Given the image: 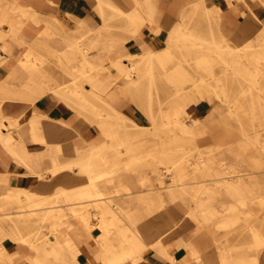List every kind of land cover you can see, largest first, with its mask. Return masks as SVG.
I'll list each match as a JSON object with an SVG mask.
<instances>
[{"label": "rangeland", "instance_id": "rangeland-1", "mask_svg": "<svg viewBox=\"0 0 264 264\" xmlns=\"http://www.w3.org/2000/svg\"><path fill=\"white\" fill-rule=\"evenodd\" d=\"M227 1L247 11L243 16L249 17L256 32L250 40L232 41L221 31L220 9L198 8L203 5L200 2L180 21L170 23L172 29L166 28L169 31L158 41V51L142 44L138 31L130 27L128 14L114 9L105 12V21L99 14L87 19H60L53 21L49 34L30 31L27 37H8L12 45L0 69V106L4 98L13 104L34 106L33 101L47 95L53 103L67 107L81 124L96 128L101 140L91 143L100 156L94 158L90 171L81 170L80 163L65 168L72 175L67 191L44 195L48 200L37 214L19 212L22 209L16 203L8 204L10 192L0 197V223L8 227L13 238L29 244L38 253V260L45 264L73 260L76 247L69 240L62 242L65 240L58 231L65 225L71 227L74 221L84 225L73 217L70 204L84 201L77 206L95 218L102 219L100 209L105 207L118 213L108 221L113 223L109 235L98 240L84 225L101 248L99 257L104 263L117 256L121 264L128 260L139 264L144 255L159 254L158 245L150 242V234L159 231L166 248L173 252L191 249L199 256L198 264H264V0ZM4 6L10 15L6 0H0V8ZM143 22L132 19L131 26L138 28ZM30 23L40 24V20L32 17ZM0 37V46L6 45L3 31ZM78 43L89 50L87 63L75 48ZM126 57L131 69L122 72L114 67L116 59ZM84 72L103 73L106 82L100 93L84 88ZM176 112H183L178 115L189 120L185 123L194 134L182 132L173 122ZM25 119L31 127L30 142L40 143L36 129H40V122L33 124L25 115L13 119L0 112V129L2 120L14 123L11 131L18 139L13 147L17 153L0 141L24 166ZM213 135L217 137L211 138ZM89 150H75L70 161L86 160ZM58 152L67 155L62 149ZM36 153V171L33 166L28 169L43 186L45 172L37 169L43 156ZM168 166L184 167L185 182L201 178L208 182L187 185L183 191L178 188L174 198L166 188L171 183V175L164 172ZM221 172L224 180L235 177L247 184L236 190L210 180L223 176ZM91 181L103 194L102 199H76L75 194ZM81 183L86 185L74 187ZM3 186L7 182L0 180ZM256 194L263 198H255ZM50 206L55 208L48 211ZM138 230L146 243L144 252L139 257L122 254L130 235ZM52 235L60 239L58 251L50 243ZM75 259L79 264L88 261L81 258L80 250ZM170 264L185 263L174 257Z\"/></svg>", "mask_w": 264, "mask_h": 264}, {"label": "crops", "instance_id": "crops-1", "mask_svg": "<svg viewBox=\"0 0 264 264\" xmlns=\"http://www.w3.org/2000/svg\"><path fill=\"white\" fill-rule=\"evenodd\" d=\"M201 0H6V5L11 9L10 15L7 12L4 29L0 31H18L20 37H27L30 31H45L49 34L52 23L55 20H73L87 19L94 14H99L105 21V12L108 9L118 10L128 14L130 18V27L133 31H138V36L148 48L158 51V41L162 40L166 31L171 30L170 23L174 24L180 21L192 8V5ZM198 8L210 9L212 11H221V31L232 41H247L256 33L255 26L250 19L243 16L248 14L240 4L227 0H205L204 7ZM15 10V11H14ZM32 17L40 20V24H29ZM138 19L144 22L140 27L131 26V20ZM28 20V22H27ZM45 23V26L43 25ZM83 25V23L81 22ZM104 27L106 26L103 24ZM170 27L169 29H166ZM5 37V43L11 47L10 38ZM17 36V35H16ZM9 39V40H8ZM141 44V43H140ZM143 50V49H141ZM138 49V52L141 51ZM9 58V57H8ZM115 68L116 65H114ZM118 69V68H117ZM105 78V77H104ZM9 98H4L1 102L0 112L5 117L17 119L25 115L40 122V129L37 126V132L41 140L40 143L30 142L31 127L28 119H25V130L27 132V141L22 155L30 166H33L35 150L42 154L40 168L45 172L43 186L34 179L29 173L28 167L18 162L16 157L11 154L9 148L0 141V180L6 181L7 186L0 187V197L6 196L12 190L25 188L36 195H49L50 191H57L60 188H66L68 180L72 179L70 172L62 170L53 175L49 169L54 164H67L74 158L75 150L85 153L93 142L101 141L98 138V130L93 126H84L67 107L60 103H53L52 98L42 95L33 101V105L27 103H12ZM7 103V104H6ZM12 104V105H11ZM34 107V108H33ZM33 108V113H32ZM126 113L130 114L128 109ZM22 125V126H23ZM32 127H36L32 125ZM77 128V129H76ZM76 130L78 135H76ZM39 131L41 132L39 134ZM36 137V135H34ZM98 139V140H97ZM90 140V141H89ZM58 149H62L67 155L59 154ZM86 151V152H87ZM36 153V154H37ZM25 169V171H24ZM35 170V169H34ZM22 171V172H21ZM36 171V170H35ZM38 171V170H37ZM55 177V178H53ZM52 180V181H51ZM39 183V184H38ZM66 184V185H65ZM39 192V193H38ZM49 193V194H48ZM52 195V194H50ZM58 236L64 243L71 241L81 252V258L88 260L91 264H105L100 259L101 248L91 239L84 225L76 221L71 227L65 225L58 231ZM57 236V237H58ZM58 237V239H59ZM10 238V239H9ZM197 241H195L196 243ZM199 244V243H198ZM175 259L185 264H198L196 255L191 249H177V251L166 248ZM3 250V251H2ZM158 253V252H157ZM149 253L143 256L139 264H170V259L162 252ZM203 251L200 252V257ZM31 257V259H30ZM33 258H39L38 253L27 243L14 239L6 225L0 223V264H31ZM8 259V260H7ZM161 261V262H160ZM29 262V263H28ZM123 264H134L131 260Z\"/></svg>", "mask_w": 264, "mask_h": 264}, {"label": "bare ground", "instance_id": "bare-ground-1", "mask_svg": "<svg viewBox=\"0 0 264 264\" xmlns=\"http://www.w3.org/2000/svg\"><path fill=\"white\" fill-rule=\"evenodd\" d=\"M204 1L205 0H201L200 3L203 4L202 6H204ZM229 2V1H227ZM6 9V6L0 8V29L3 30L4 29V23L7 22L6 20V15H7V10ZM258 12V11H257ZM249 18V17H248ZM135 25L138 26L137 23H135ZM4 35H6V37H10V36H13V35H18V31H3ZM1 38V37H0ZM170 40V39H169ZM169 42V41H168ZM86 47V46H85ZM89 47V46H88ZM10 47L7 46V45H4V46H0V69L2 68V65L4 64V60L8 57V53L10 51L9 49ZM77 50H79L81 52V56H82V60H83V63H87L88 62V58L87 56L89 55V50L86 48H84L83 46H81L79 43L76 44V47H75ZM200 50V49H199ZM128 60H130V58H119V59H116V67L124 72L126 70V72L131 69V66L128 64ZM203 60H205L206 62V65H208V58H204ZM23 61V60H22ZM188 61V60H187ZM84 77H85V84H84V88L87 90V91H92V90H96L98 93H100V89L103 88V85L105 84L106 82V79L104 78V75L103 73H98L96 75H88L86 72H84ZM106 93V92H105ZM9 100V99H7ZM7 104V103H6ZM12 105V104H11ZM131 109V108H130ZM132 110V109H131ZM181 114L183 112H180ZM176 112V117L173 118V122L179 126V129L184 132V133H191V134H194L193 130H190L188 128V126L186 125L187 121L189 120H185V118L183 116H180L181 114ZM180 114V115H178ZM178 115V116H177ZM192 120V119H191ZM3 123H2V127L0 129V139H2L5 143H7V145H10V148L13 149V151L15 153H17L15 150H14V142L17 141V137L14 135V133L11 131V127L12 125L14 124L12 121H8V120H2ZM199 122V121H198ZM32 123L34 124L35 121L32 120ZM96 124V123H95ZM98 128H99V131L101 130V128L99 127V125H97ZM13 129V128H12ZM190 130V131H189ZM77 131V130H76ZM102 131V130H101ZM106 134V132H105ZM175 136V135H174ZM173 136V137H174ZM186 137V136H185ZM217 136L213 135L211 138H215ZM101 138V137H100ZM172 138V137H171ZM178 138V137H177ZM98 140V139H97ZM174 140V138H173ZM176 140V139H175ZM184 140H186L184 138ZM90 141V140H89ZM172 141V140H171ZM187 141V140H186ZM184 142V141H182ZM95 143V142H93ZM180 143V142H179ZM91 145V144H90ZM167 145V144H166ZM171 145V144H170ZM177 145V144H176ZM197 145V144H196ZM92 145L90 146V150H89V154L86 156V160H79L78 162H70V163H67V164H54L53 167L50 170V172L55 175L57 174L58 172L62 171V170H65V168H73L75 167V165L78 166V164L80 163L81 164V170L85 171V172H88L90 171L91 167L95 164V160L94 158H97V156H100V155H97L98 153H100L99 150H92ZM177 147V146H176ZM174 149V148H173ZM92 150V151H91ZM118 150V149H117ZM165 150V149H164ZM163 150V151H164ZM176 150V149H175ZM23 151V150H22ZM22 151H21V154H22ZM120 151V149H119ZM123 152V150L121 151ZM24 157V155H23ZM26 164L27 167H31L29 163H27V160L26 158H22ZM84 159V158H82ZM105 165V164H103ZM173 168H171L170 166H168L166 169H165V173L171 175L170 179H171V183H169L166 188H167V193L174 197L175 198V194H177V192H179L180 190L178 188L181 189V191H183L187 185H190L192 184L194 186V184L200 186L201 183H204V182H208V180L205 179L204 180H201L202 178L200 179V181H194V182H185L184 180H186V173L184 172L185 171V168L184 167H175V166H172ZM189 168V167H188ZM190 170V169H189ZM213 170V169H212ZM223 170H225V173H230L228 171H226V169L224 168ZM25 171V169H24ZM177 171V172H176ZM188 171V170H187ZM192 171V170H191ZM22 172V171H21ZM158 172V171H157ZM220 172V171H219ZM210 173V172H209ZM218 173V172H217ZM222 173V172H221ZM201 176V174H199ZM197 175V176H199ZM211 175V174H209ZM207 175V176H209ZM223 175V173H222ZM190 176V175H189ZM206 176V177H207ZM225 175L223 176H219L217 175L216 177L213 176L214 178H211L210 180H214L215 181V184H221V185H224L228 188H234V189H238V188H241L243 186H245L247 183L246 182H242L240 183V180L239 178H235V177H232L231 179H228V180H224ZM92 177V176H91ZM192 177V176H191ZM55 178V177H53ZM198 178V179H199ZM86 180V179H85ZM93 180V179H91ZM52 181V180H51ZM162 182V181H161ZM163 183V182H162ZM90 184V185H89ZM89 184H85L87 186V188H83L85 185L83 183L81 184H77L76 186L74 185V187H81L83 188L82 191H79L78 193H76V199H81V198H90V197H95L94 199H89L88 201L89 202H96L98 200H101L102 199V196L103 195L100 191H96L94 189L95 185H94V182H89ZM242 184H245V185H242ZM66 185V184H65ZM196 186V187H198ZM73 187V185H72ZM152 187V186H151ZM164 187V186H163ZM203 187V186H201ZM189 188V187H187ZM193 188V187H192ZM200 189V188H199ZM204 189V188H203ZM188 190V189H187ZM186 190V191H187ZM202 190V189H200ZM59 193H65L67 191V188H60L57 190ZM185 191V192H186ZM197 192H198V189H197ZM39 193V192H38ZM183 193V192H181ZM180 193V194H181ZM225 193V192H224ZM228 194V193H227ZM197 195V194H195ZM182 196V195H181ZM194 196V195H193ZM238 196V195H237ZM255 198H258V199H262L263 198V195H260V194H256V195H253ZM230 197V196H229ZM232 197V196H231ZM230 197V198H231ZM198 198H200L198 196ZM240 198V197H239ZM73 199V197L71 198ZM232 199V198H231ZM47 196H41V195H36L30 191H28L27 189L25 188H19V189H16V190H12L8 195H7V203L8 204H13V203H16L17 204V207L19 209H22V210H19V212H23V213H26L28 215H35L37 214L38 210L40 209H43L42 205H44L46 202H47ZM202 200L200 199V202ZM218 201V200H217ZM84 201H77V202H74L73 204H71V210H72V213H73V217L74 218H80L82 220V222L84 223V225L92 232V233H95V237L96 239L98 240V237H104V236H108L109 235V232H110V227L109 225L110 224H113V223H108L109 219L111 217H114L115 218V215H117L118 213L117 212H113L111 210H109L108 207H105V208H102L100 209V213L102 214V219H100L99 217H93L91 216L90 214L86 213L85 210L82 209V206H77L78 204H82ZM199 202V200H198ZM219 202V201H218ZM229 202V201H228ZM239 202V200H238ZM177 203V202H176ZM234 203V202H233ZM237 203V201H236ZM180 204V203H178ZM201 204V203H200ZM93 206H96L98 208H100L98 205H94L93 203L91 204ZM106 205V204H105ZM181 205V204H180ZM223 205V204H221ZM213 206V205H212ZM241 207V206H239ZM53 208H55V206H50L49 210L48 211H52ZM209 208V207H208ZM247 210V209H246ZM245 210V211H246ZM107 214H110L109 216ZM244 214V213H242ZM259 215V214H258ZM258 215L256 217H258ZM247 222V221H246ZM245 222V223H246ZM248 224V223H246ZM251 226V229L253 230V227L252 225H249ZM257 234V233H256ZM151 237H153L152 241L150 242H153L154 244H157L158 247H159V250L160 252H162L164 255H166L169 259H174V256L172 254H170L166 247L164 246V244H162L163 242V237L162 236V233L159 232V231H156L152 234H150ZM10 239V238H9ZM15 239V238H14ZM259 240H261L260 238H258ZM263 239V238H262ZM143 235H142V232L141 231H137V232H134V234L130 235V238H129V245L128 247H126L122 254H126V253H134L136 254L137 257H139L140 255H142V253L144 252L143 250V247L144 245H146V243H144L143 241ZM24 242V240H22ZM50 243L52 244V247L55 251H58L60 250V247H61V242H60V239H58L56 236H51L50 237ZM69 241H71V239H69ZM72 242V241H71ZM99 242V241H98ZM264 242V241H263ZM25 243V242H24ZM73 243V242H72ZM74 244V243H73ZM74 246L76 247V249H74V251L72 252L74 257H73V260L72 261H69V262H62L61 264H79L78 263V259H75L76 258V255L78 254L79 252V249L78 247L74 244ZM106 250V249H104ZM3 251V250H2ZM258 252V251H257ZM260 253V252H259ZM196 257L198 258L199 256L196 255ZM31 259V257H30ZM103 259H106V258H103ZM8 260V259H7ZM121 264V259L118 258L117 256H113L112 258H110L109 260H106L105 261V264ZM161 262V261H160ZM29 263V262H28ZM198 263V262H197ZM31 264H45L43 263L42 261L38 260L37 258H33V260L31 261ZM84 264H91L89 261H87L86 263ZM166 264V263H165ZM235 264V263H234Z\"/></svg>", "mask_w": 264, "mask_h": 264}]
</instances>
